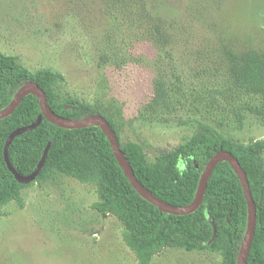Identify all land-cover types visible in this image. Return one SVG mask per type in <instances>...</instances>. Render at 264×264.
<instances>
[{"label":"rangeland","instance_id":"374dc122","mask_svg":"<svg viewBox=\"0 0 264 264\" xmlns=\"http://www.w3.org/2000/svg\"><path fill=\"white\" fill-rule=\"evenodd\" d=\"M148 9L172 25L164 49L152 28L104 0H0V52L62 75L61 95L111 118L120 145L140 144L148 163L188 140L197 122L244 145L264 142V101L235 90L226 68L229 52L264 54V0H158ZM160 88L166 105L154 109ZM19 195L0 208V264L137 263L123 223L92 209L95 185L53 171ZM150 264L222 256L167 246Z\"/></svg>","mask_w":264,"mask_h":264},{"label":"trees","instance_id":"16d2710c","mask_svg":"<svg viewBox=\"0 0 264 264\" xmlns=\"http://www.w3.org/2000/svg\"><path fill=\"white\" fill-rule=\"evenodd\" d=\"M104 1L107 10L118 9L131 24H147L152 28V37L160 48L174 42L172 25L153 17L148 9V4L158 0ZM226 68L228 81L235 90L264 101L263 53L229 52ZM27 83L43 90L47 105L56 115L66 119L102 115L116 133L111 118L61 95L62 75L47 69L29 71L16 56L0 52V110ZM148 105L154 109L166 105L161 88ZM38 118L42 122L36 129L16 137L10 144L8 154L14 169L24 176L31 174L48 148L45 164L30 184L50 179L55 171L83 184L95 185L100 201L92 209L104 217L111 214L123 223V239L134 253L136 264H150L153 254L167 246L219 252L222 264H236L246 231L247 209L241 184L228 163H219L214 168L202 203L194 213L180 216L164 213L132 188L98 127L59 128L42 117L33 95L24 97L10 116L0 120V208L10 201L20 203L19 189L23 187L4 162L5 141L11 132L33 124ZM120 149L136 180L160 200L176 207L193 201L205 165L216 153H231L246 174L256 209V226L246 264H264V142L244 145L223 136L209 124L197 122L188 140L153 163L147 162L142 146L136 142L122 144ZM211 222L216 226L212 241Z\"/></svg>","mask_w":264,"mask_h":264},{"label":"water","instance_id":"95a60500","mask_svg":"<svg viewBox=\"0 0 264 264\" xmlns=\"http://www.w3.org/2000/svg\"><path fill=\"white\" fill-rule=\"evenodd\" d=\"M33 95L37 98L39 107L41 110L42 117L46 119L49 123L62 128V129H68V130H76V129H84V128H90V127H98L104 136L107 138L109 145L112 149L113 155L122 170L124 177L128 180L132 188L139 194V196L149 202L150 204L157 207L160 211L164 213H169L172 215L180 216V215H188L191 213H194L201 205L206 188H207V182L214 170V168L217 166V164L226 162L230 166V168L233 170L235 175L237 176L241 188L243 191V195L246 202V209H247V226L246 231L244 235V239L242 241V245L238 254L237 262L236 264H246L248 252L252 243V239L254 236L255 226H256V209L254 206V202L251 196V192L248 186V181L246 174L242 170L240 164L238 161L234 158V156L229 152L220 151L216 153L205 165V168L202 172V175L199 179L197 191L195 193L193 201L182 207H176L171 206L162 200H160L158 197H156L153 193L148 191L144 186H142L141 183H139L133 172L131 171L124 154L122 150L120 149V144L118 141V138L116 136V133L111 129L108 121L103 117L102 115H92L89 117H85L82 119H66L62 118L58 115H56L50 107L47 105L46 101V95L43 92V90L37 86L34 83H27L24 86H22L14 95L12 101L9 103L7 107L0 110V120L7 118L10 116L15 109L19 106V104L22 102L23 98ZM42 122V118H38L33 124L25 127L18 128L11 132L9 136L7 137L4 148H3V157L4 162L6 164L7 169L9 172L13 175L16 182H18L21 185H27L33 182L38 174L40 173L41 169L43 168L46 160V156L48 153V148H46L43 152V155L38 162L36 168L34 171L27 175H21L18 173L14 167L12 166L10 160H9V154L8 150L10 147V144L12 141L26 133L33 131L36 129L40 123ZM212 228H213V234L211 241L214 239L216 234V226L213 222H211Z\"/></svg>","mask_w":264,"mask_h":264}]
</instances>
